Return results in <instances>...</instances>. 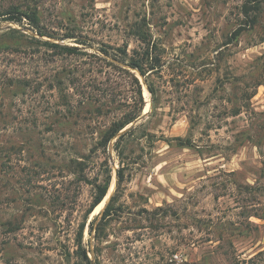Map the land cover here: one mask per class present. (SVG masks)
I'll return each mask as SVG.
<instances>
[{
    "label": "rangeland",
    "instance_id": "374dc122",
    "mask_svg": "<svg viewBox=\"0 0 264 264\" xmlns=\"http://www.w3.org/2000/svg\"><path fill=\"white\" fill-rule=\"evenodd\" d=\"M245 1L41 0L46 35L25 18H0V264H80L76 239L105 164L114 188L87 219L91 264H231L264 251V219L255 216L264 215V85L252 86L264 81V13L246 26ZM24 2L0 0V11ZM138 23L162 48V67L147 79L115 57L143 48L131 32ZM37 41L86 54L56 55ZM109 63L139 79L145 106L104 150L101 131L139 101L133 78ZM9 79L32 86L7 87ZM134 130L122 210L98 242L89 225L98 216V227L117 193L116 144ZM174 138L193 146L167 142ZM72 160L87 163L83 174ZM52 197L74 202L59 211Z\"/></svg>",
    "mask_w": 264,
    "mask_h": 264
},
{
    "label": "trees",
    "instance_id": "16d2710c",
    "mask_svg": "<svg viewBox=\"0 0 264 264\" xmlns=\"http://www.w3.org/2000/svg\"><path fill=\"white\" fill-rule=\"evenodd\" d=\"M41 0H25L24 3H19L16 5H11L7 10L0 11V18L4 17L5 15H10V20H14L16 22H22L23 18L29 20L31 24L33 25L34 29H36L40 34L46 35L47 32L43 31V28L40 25V18L38 14V4ZM264 0H246L242 6V14L245 17L246 26H250L252 29H255L260 23L261 19L264 13V7H263ZM243 29H239L234 33V39H237L241 31ZM132 34L136 36L141 44L143 45V48L140 50H135L132 55H129L127 52V49H116L115 57L118 58L119 61L123 62L124 64H127L130 68L138 71L142 76L146 77L149 74V72L153 71L156 72L159 67H162V48L157 44L154 43L152 40V36L149 33L148 29L146 28V24H136L132 29ZM39 45L45 46L46 48L52 49L56 55H85L86 53L78 49L77 47H71V46H64L59 44H52L49 42H41L37 41ZM103 53L106 55H109V52L107 50L102 49ZM104 60V59H103ZM110 64V63H109ZM111 66H115L118 69H121L120 67L110 64ZM123 71H126L129 76L133 78L134 85L137 88V94L139 96V101L136 103L134 107H131V110L124 115L121 119L114 121L109 127L101 131V135L98 141V146L101 149L106 150L109 146V143L119 134L120 131L125 129L129 124L137 120L144 109L145 102L143 98L142 93V86L139 81V79L131 72L121 69ZM77 79L73 80V83L75 84ZM148 82V81H147ZM264 85L263 79H254V83L252 86L254 88H258L259 86ZM32 86V83L29 80H20L17 81L15 79H9L7 87H22V88H30ZM75 86V85H74ZM149 90L151 93L155 94L154 88L149 84ZM105 95L106 92L104 93ZM256 90L253 93H249L245 91V95H242L240 98V101L243 103L242 107H235L232 108L230 111V115L232 117H237L242 114L244 106L249 107L251 99L255 96ZM155 105V102H154ZM156 108V105H155ZM95 112L99 114V116H106L105 105L99 106L95 109ZM194 127V126H192ZM137 133V130H134L128 134H125L122 136L119 141L116 144V151L118 153V157L120 159L121 168L117 171V193L116 195L111 199V202L107 206L102 220L100 221L98 227L95 229L96 221L98 220V216L95 217L91 224L89 225L90 233L92 234L94 230H96L95 237L96 241L102 242L106 236H107V229L110 226L111 221L114 219L115 216H118L119 212L122 210L121 207H117V201H118V192L121 189V185L125 181V167H123L124 164H126V161L129 159V144L125 143V141H131V138ZM149 134V133H148ZM150 135V134H149ZM249 139L253 140V138L249 135ZM177 142L179 146L182 147H192L191 141L189 139H183V138H174L169 139L167 142ZM258 146H261V142H257ZM87 163L85 161H79V160H72L70 162L69 166H72L75 169L76 173L83 174L86 170ZM38 167L43 168L47 167V165H39ZM105 172H104V179L102 183L96 184L95 188V195L93 198V202L91 204L90 209L87 212L86 221L82 223V225L79 228L78 236L76 239V246L77 251L75 254L80 259V264H91L90 258L88 256V252L84 247L83 244V238H84V232L86 229V223L89 215L98 207L104 198L107 196L108 191L111 186L112 181V171L109 168L108 164H105ZM2 170H0V176ZM242 189V187H240ZM259 188H253V187H246L244 188V191L248 194H254L256 190ZM259 191L264 194V188L262 187L259 189ZM69 199H60L56 197H52V207L54 209H57L59 211L66 210L68 208V204H71L74 201H70ZM258 218L264 219V215H255ZM251 217V216H250ZM251 224V223H249ZM247 224V226H249ZM252 225V224H251ZM251 228V226H249ZM247 227V229H249ZM221 240H223V236L220 237ZM68 261L72 258V254L70 251L67 253ZM231 264H264V251L259 252L257 255L251 257L248 260H240L235 257Z\"/></svg>",
    "mask_w": 264,
    "mask_h": 264
},
{
    "label": "water",
    "instance_id": "95a60500",
    "mask_svg": "<svg viewBox=\"0 0 264 264\" xmlns=\"http://www.w3.org/2000/svg\"><path fill=\"white\" fill-rule=\"evenodd\" d=\"M138 73H139V72H138ZM139 75H140V74H139ZM140 76H141V75H140ZM131 126H133V125H131ZM123 132H124V131H123ZM123 132H122V133H123ZM122 133H121V134H122ZM111 185H112V184H111ZM109 190H110V189H109ZM110 196H111V195H110ZM110 196L108 197V194H107V196H106V198H107V197L109 198V199L107 198V199H108V202H109V200H110ZM106 198H105L104 202L106 201ZM104 202H103V203H104Z\"/></svg>",
    "mask_w": 264,
    "mask_h": 264
},
{
    "label": "bare ground",
    "instance_id": "6f19581e",
    "mask_svg": "<svg viewBox=\"0 0 264 264\" xmlns=\"http://www.w3.org/2000/svg\"><path fill=\"white\" fill-rule=\"evenodd\" d=\"M113 188H114V184H113V185H111V187H110V192H109V195H110V193L112 192ZM109 195H108V196H109Z\"/></svg>",
    "mask_w": 264,
    "mask_h": 264
}]
</instances>
